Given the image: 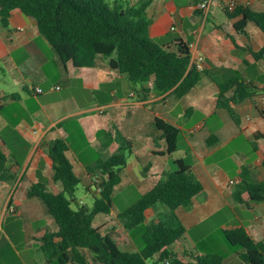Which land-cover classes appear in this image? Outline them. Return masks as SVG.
Returning a JSON list of instances; mask_svg holds the SVG:
<instances>
[{
  "label": "crops",
  "instance_id": "1",
  "mask_svg": "<svg viewBox=\"0 0 264 264\" xmlns=\"http://www.w3.org/2000/svg\"><path fill=\"white\" fill-rule=\"evenodd\" d=\"M147 1L150 36L155 41L172 46L182 39L191 45L192 56H205L199 82L182 98L172 91L146 92L152 82L134 84L103 55L90 67L64 62L39 32L37 21L18 8L8 25L0 24V151L7 156L10 174L0 180V213L8 205L15 207L0 224V264H61L48 260L43 250L45 233L57 230L54 218L41 198L28 195L30 186L38 182L54 193L62 190L54 180L48 153L50 142L58 137L68 141L67 155L81 179L79 186L92 199L98 191L91 185L95 174L90 169L117 152L122 143L128 159L114 195L127 187L138 200L176 168L175 160L188 164L204 189L191 207L178 209L187 232L172 250L187 264H198V255L218 253L205 249L211 232L204 225L226 208L230 217L220 219L216 229L242 225L255 240L264 239V201L252 202L246 192L242 201L234 198L244 168L264 182V61L255 60L248 50L264 45V33L254 22H248L245 34L238 33L237 20L228 18L221 0H215L207 16L199 8L202 0ZM238 4L264 11V0H238ZM235 70L255 88V102L232 104L239 124L228 110L217 106L219 83ZM37 87L43 91L37 92ZM157 118L180 129L173 153L167 152ZM78 201L83 203L81 198ZM166 209L148 208L146 223L158 220ZM121 212L99 214L94 225L104 233L118 232L124 250L139 251L143 228L127 230L119 219ZM225 264L240 262L225 258Z\"/></svg>",
  "mask_w": 264,
  "mask_h": 264
},
{
  "label": "trees",
  "instance_id": "2",
  "mask_svg": "<svg viewBox=\"0 0 264 264\" xmlns=\"http://www.w3.org/2000/svg\"><path fill=\"white\" fill-rule=\"evenodd\" d=\"M148 5L147 0H0V24L8 25L12 11L18 8L37 21L39 32L64 62L90 67L98 55H103L111 67L127 74L134 84L152 82L146 92L172 91L182 98L199 82L201 72L191 63L188 42L179 39L172 46H164L150 36ZM224 12L237 20L234 27L238 33H246L248 22H254L264 33V11L238 5L233 11ZM248 50L255 60L264 61V45L259 50ZM261 89L264 91V85ZM254 96L255 88L235 70L227 81L219 83L217 106L228 110L239 124L232 104L247 99L255 102ZM261 113L264 115V110ZM156 127L166 138L167 152L176 151L180 129L161 118L156 119ZM68 150L65 138H55L49 144L53 177L62 190L54 193L42 182L32 184L28 190L29 196L42 199L57 226L56 231L48 230L42 238L48 260L56 259L61 264H148L158 255L154 263L169 259L170 264H187L172 250L187 232L178 209L191 207L194 197L204 189L188 164L175 160L174 170L166 172L150 191L119 214L129 231L144 224L143 248L129 252L123 249L125 242L118 232L104 233L94 225L97 215L109 214L113 209L114 192L128 159L127 146L122 143L117 152L90 169L95 174L91 185L98 191L92 206L75 197L81 179L74 171ZM6 162V154L0 151V180L10 177ZM245 192L252 202L264 201V182L257 181L247 168L234 190V198L242 201ZM158 205L165 206L166 211L159 214L158 220L146 223L147 209ZM223 232L232 245L240 247L242 261L264 264V239L255 240L242 225L225 227ZM196 260L198 264H225V257L218 253L198 255Z\"/></svg>",
  "mask_w": 264,
  "mask_h": 264
},
{
  "label": "rangeland",
  "instance_id": "3",
  "mask_svg": "<svg viewBox=\"0 0 264 264\" xmlns=\"http://www.w3.org/2000/svg\"><path fill=\"white\" fill-rule=\"evenodd\" d=\"M253 26V23H249V27ZM158 44L162 45L160 42L156 41ZM1 85V84H0ZM1 89V87H0ZM126 188H122L121 190L118 191V193H116L113 197V203H115V206L113 207V211L116 209H121V211H124V209H126L129 205H131L132 203H134L136 200V198H134V195L136 194V192H133V190H136L133 187L131 188V191L133 193H128L126 191ZM75 197L77 199H82L83 203H85L88 206H92V197H90V195L87 194L86 190L84 189L83 186H79L77 188V190L75 191ZM72 206L76 207V203L75 201H72ZM229 209L226 208L223 211H221L220 213L216 214L214 217H212L211 219L207 220L204 228L208 229L211 232L210 238L209 240H207L206 242H204V246L206 247L205 249H208L209 251H218V253H220L221 255H224V257L226 258V260L228 259H236L238 262H240V264H247L245 262H243L239 256H238V252L240 250L239 246H235L232 245L225 237L223 231L216 229L217 223L220 219H223L224 217H230V213ZM229 214V215H228ZM141 227L144 230V224L141 225ZM139 230V229H138ZM138 234V231H137ZM223 240V243H222ZM139 242H141L140 245V249L143 248L144 246V242H143V231L140 234V240ZM231 263H234V261H232ZM148 264H163L162 263H154L153 261H149Z\"/></svg>",
  "mask_w": 264,
  "mask_h": 264
},
{
  "label": "built area",
  "instance_id": "4",
  "mask_svg": "<svg viewBox=\"0 0 264 264\" xmlns=\"http://www.w3.org/2000/svg\"><path fill=\"white\" fill-rule=\"evenodd\" d=\"M215 3V0H202L199 3V8L202 10V12L207 16V14L209 13L211 6ZM220 6L223 8V10H229V11H233L239 4H238V0H221V3H219ZM20 30H22L23 28H19ZM191 47V45H190ZM191 63L196 66V68L200 71L203 72L205 70L206 67V61H205V56L202 54H198L195 56H192L191 54ZM37 92H42L43 89L41 87H37L36 88ZM133 95V93H132ZM37 130H34V133H36ZM231 183L233 184L234 181L232 180ZM15 211V207L13 205H8L1 213H0V224L2 221V218L8 214V213H12ZM163 264H170V260L169 259H165Z\"/></svg>",
  "mask_w": 264,
  "mask_h": 264
}]
</instances>
